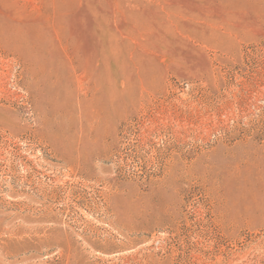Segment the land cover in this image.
<instances>
[{"label": "rangeland", "instance_id": "374dc122", "mask_svg": "<svg viewBox=\"0 0 264 264\" xmlns=\"http://www.w3.org/2000/svg\"><path fill=\"white\" fill-rule=\"evenodd\" d=\"M0 264H264V0H0Z\"/></svg>", "mask_w": 264, "mask_h": 264}]
</instances>
